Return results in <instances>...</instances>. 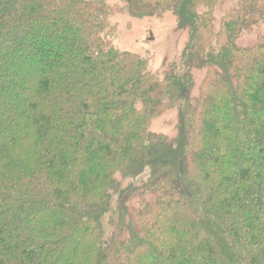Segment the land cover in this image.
I'll use <instances>...</instances> for the list:
<instances>
[{"label": "trees", "instance_id": "trees-1", "mask_svg": "<svg viewBox=\"0 0 264 264\" xmlns=\"http://www.w3.org/2000/svg\"><path fill=\"white\" fill-rule=\"evenodd\" d=\"M219 1L0 0V264H264V0ZM116 10L172 11L182 59Z\"/></svg>", "mask_w": 264, "mask_h": 264}, {"label": "rangeland", "instance_id": "rangeland-1", "mask_svg": "<svg viewBox=\"0 0 264 264\" xmlns=\"http://www.w3.org/2000/svg\"><path fill=\"white\" fill-rule=\"evenodd\" d=\"M111 4L120 0H108ZM234 6V1L221 0L214 12L215 26H218L223 15ZM112 29L108 33L112 41L121 50H129L145 56L149 68L158 70L166 61H180L184 47L189 39L186 29L178 28V20L172 11L161 16L134 17L124 11H115L109 16ZM238 41L249 43L264 41V21L251 29H246ZM177 112L170 111L155 119L152 129L168 134L175 132Z\"/></svg>", "mask_w": 264, "mask_h": 264}]
</instances>
